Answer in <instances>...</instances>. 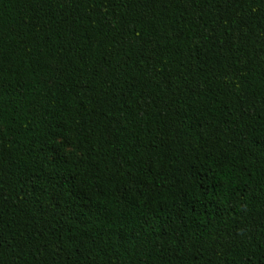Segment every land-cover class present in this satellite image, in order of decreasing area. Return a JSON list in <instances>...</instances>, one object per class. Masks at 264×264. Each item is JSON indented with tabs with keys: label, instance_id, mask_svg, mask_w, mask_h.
Here are the masks:
<instances>
[{
	"label": "trees",
	"instance_id": "1",
	"mask_svg": "<svg viewBox=\"0 0 264 264\" xmlns=\"http://www.w3.org/2000/svg\"><path fill=\"white\" fill-rule=\"evenodd\" d=\"M0 264H264V0H0Z\"/></svg>",
	"mask_w": 264,
	"mask_h": 264
},
{
	"label": "rangeland",
	"instance_id": "2",
	"mask_svg": "<svg viewBox=\"0 0 264 264\" xmlns=\"http://www.w3.org/2000/svg\"><path fill=\"white\" fill-rule=\"evenodd\" d=\"M69 152V151H68Z\"/></svg>",
	"mask_w": 264,
	"mask_h": 264
}]
</instances>
